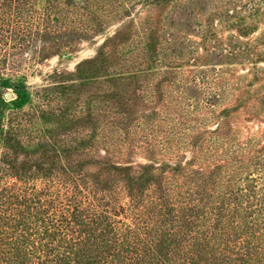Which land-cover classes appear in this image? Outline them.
<instances>
[{"label":"trees","instance_id":"trees-1","mask_svg":"<svg viewBox=\"0 0 264 264\" xmlns=\"http://www.w3.org/2000/svg\"><path fill=\"white\" fill-rule=\"evenodd\" d=\"M127 12L111 0H0V76L21 68L29 53L36 62L75 51ZM101 56L103 49L79 61L75 79L42 89L81 84L85 66ZM107 75L110 83L125 80ZM120 107L114 116L128 113ZM174 108L179 118L168 109L154 112L163 136L145 137V162H118L88 153L93 141L61 152L51 130L21 137L26 125L5 120L0 97V264H264V129L241 136L228 107L218 111L215 128L182 142V127L201 124L191 118L199 107ZM89 116L78 113L81 126ZM186 151L189 158L180 154Z\"/></svg>","mask_w":264,"mask_h":264},{"label":"rangeland","instance_id":"rangeland-1","mask_svg":"<svg viewBox=\"0 0 264 264\" xmlns=\"http://www.w3.org/2000/svg\"><path fill=\"white\" fill-rule=\"evenodd\" d=\"M111 2L124 4L130 17L105 21L93 38L80 40L75 51L60 58L33 62L29 53L21 68L0 76L5 120L26 125L21 137L40 138L51 130L47 134L58 141L61 152L86 140L87 146L93 141L87 152L94 156L145 162V137L162 135L154 112L168 109L172 119L179 118L177 104L199 107L191 118L201 122L193 130L186 125L179 130L182 142L203 128H215L222 118L216 117L218 111L228 107H234L229 121L242 130L241 136L264 129V0ZM118 31L123 32L117 40ZM108 37L113 42H105ZM101 49L106 57L85 66L86 79L81 84L42 89L51 82L75 79L76 64L95 57ZM114 72L125 74V80L108 82L107 74ZM212 87L219 90V97L211 96ZM7 92L12 98H4ZM205 103L214 105L204 108ZM120 106L128 113L114 116L112 112L120 111ZM80 111L91 115L83 126L77 120ZM207 111L215 114L214 119L207 120ZM114 119L117 127L110 126ZM78 148L85 152L84 147ZM180 154L190 156L189 151Z\"/></svg>","mask_w":264,"mask_h":264},{"label":"water","instance_id":"water-1","mask_svg":"<svg viewBox=\"0 0 264 264\" xmlns=\"http://www.w3.org/2000/svg\"><path fill=\"white\" fill-rule=\"evenodd\" d=\"M4 98H5V99H10V98H12V93H9V92L5 93V94H4Z\"/></svg>","mask_w":264,"mask_h":264}]
</instances>
